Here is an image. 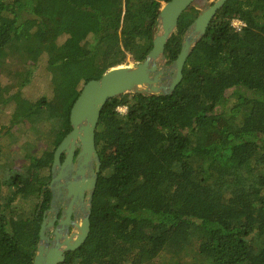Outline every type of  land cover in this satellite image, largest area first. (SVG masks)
Segmentation results:
<instances>
[{
	"label": "trees",
	"instance_id": "obj_1",
	"mask_svg": "<svg viewBox=\"0 0 264 264\" xmlns=\"http://www.w3.org/2000/svg\"><path fill=\"white\" fill-rule=\"evenodd\" d=\"M169 1L0 0V70L17 64L11 86H0V110L21 97L42 60L52 88L79 73L85 85L129 58L144 61ZM197 15L190 9L180 18L165 48L168 65ZM233 19L246 27L236 33ZM80 92L47 133L46 97L11 121L29 125L37 140L50 137L51 146L34 151L19 172L0 146V264H33L52 198L54 153L72 130ZM215 116L234 117L239 126L210 138ZM96 148L101 170L90 233L61 264H264V0L225 3L172 94L111 99ZM30 200L34 207L21 210Z\"/></svg>",
	"mask_w": 264,
	"mask_h": 264
},
{
	"label": "water",
	"instance_id": "obj_2",
	"mask_svg": "<svg viewBox=\"0 0 264 264\" xmlns=\"http://www.w3.org/2000/svg\"><path fill=\"white\" fill-rule=\"evenodd\" d=\"M195 1L171 0L164 4L158 16V25L153 31V48L144 61L134 66L112 68L100 79L91 80L83 86L71 108L72 130L58 145L52 164L51 211L57 213L56 204L63 200L67 204L66 219L59 222L52 241L46 232L55 222L47 225V220L44 221L33 264L63 263L66 253L76 251L89 236L92 202L101 170L96 129L105 105L111 99L125 94H172L183 79V70L193 48L206 34L217 12L229 0H217L199 12L187 30L177 60L168 65L166 45L176 32L180 18ZM167 73L171 76H167ZM63 154L65 160L62 163ZM62 189L66 191L65 197H62ZM85 195L87 201L83 214L72 221L71 215L84 203Z\"/></svg>",
	"mask_w": 264,
	"mask_h": 264
},
{
	"label": "rangeland",
	"instance_id": "obj_3",
	"mask_svg": "<svg viewBox=\"0 0 264 264\" xmlns=\"http://www.w3.org/2000/svg\"><path fill=\"white\" fill-rule=\"evenodd\" d=\"M216 1L217 0H196L188 10L193 9L194 12L197 11V14L199 15V12L204 9L207 4H213ZM56 4L58 5L59 3L57 2ZM164 4L165 3H163V6ZM77 28L75 31H77ZM64 40L65 38L63 35H60L56 37L55 43L57 46H59ZM136 64L137 63L133 62L129 58L127 63L122 66H134ZM16 69L17 64L10 63L9 65L7 64L4 69L0 70L1 87L11 86L13 83L12 73ZM50 80L51 76L46 69L45 60H42L41 64L35 71L33 82L22 91L21 97L5 109L0 110V146L5 148L6 154H10L8 162L10 163L9 169L12 172H19L21 170L22 164L30 157L31 154H33L34 151L46 150L51 146V144L50 137H40L41 139L37 140L33 133L30 132L29 125H18L12 127L11 121L13 119H17L18 116H21L23 113H25L28 108L32 107L34 102L42 97H46L50 103L48 104L46 110L48 119H46L43 123L42 130L47 133L51 127V124H56L61 121L64 107L70 106L73 103L77 92L81 91L84 86V82L81 80L80 73L70 80L72 83L66 80L58 88H52ZM120 111L121 114L125 113L122 110ZM221 111L226 112L228 110L225 107V110L221 109ZM214 118V127L216 132L211 134L210 138H213L215 135H217V132L223 126L231 125L234 130L239 126L238 121H234V117L215 116ZM8 131H10V133H8ZM12 137L15 139V142H12ZM38 154L40 155L39 152ZM18 206L21 210L28 213L34 207V203L30 200L27 202H22L18 204ZM166 262V258H160L157 260V262H154V264H166Z\"/></svg>",
	"mask_w": 264,
	"mask_h": 264
},
{
	"label": "flooded vegetation",
	"instance_id": "obj_4",
	"mask_svg": "<svg viewBox=\"0 0 264 264\" xmlns=\"http://www.w3.org/2000/svg\"><path fill=\"white\" fill-rule=\"evenodd\" d=\"M167 76H171L170 73H167ZM65 160V155L63 154L62 156V163L64 162ZM51 170V181H52V168L50 169ZM51 181H50V184H51ZM50 184H49V190H50ZM51 192V190H50ZM52 194V192H51ZM66 196V191L62 189V197H65ZM53 197V195H52ZM52 200V198H51ZM86 195L84 197V203L83 204H80L79 205V209L78 211H75L72 215H71V220L72 221H75L76 219L80 218L83 214V211L85 209V204H86ZM66 202H64L63 200H60V202H58L56 204V206L58 207V212L56 213V211L52 212V204H51V201L49 203V206L46 210H44L43 212V221H42V224L44 223L45 220H47V225H49L51 222H55L54 225L47 230L46 232V235L51 239V241L54 239V236H55V232H56V229L59 227V222L60 221H64L65 218V212L67 210V206H66ZM57 217V219H55ZM41 224V225H42ZM71 228L70 230L72 231V225H70Z\"/></svg>",
	"mask_w": 264,
	"mask_h": 264
},
{
	"label": "built area",
	"instance_id": "obj_5",
	"mask_svg": "<svg viewBox=\"0 0 264 264\" xmlns=\"http://www.w3.org/2000/svg\"><path fill=\"white\" fill-rule=\"evenodd\" d=\"M231 26L236 33H239L246 27V24L239 19H233L231 21ZM120 110L126 112V108H119L118 111L121 112Z\"/></svg>",
	"mask_w": 264,
	"mask_h": 264
}]
</instances>
